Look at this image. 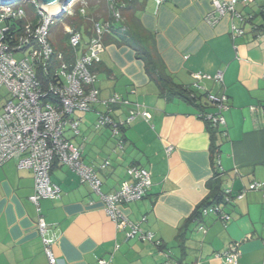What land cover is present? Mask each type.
I'll use <instances>...</instances> for the list:
<instances>
[{"label":"crops","instance_id":"1","mask_svg":"<svg viewBox=\"0 0 264 264\" xmlns=\"http://www.w3.org/2000/svg\"><path fill=\"white\" fill-rule=\"evenodd\" d=\"M135 2L136 17L154 35L160 59L177 84L192 86L196 73L223 74L228 110L223 114L226 125L213 127L220 146L217 168L211 162V133L204 116L215 109L204 94H219L222 88L204 79L194 102L166 99L135 51L113 38L93 68L101 102L76 114L80 133L68 131L66 138L80 148L83 162L95 168L106 195L132 181L130 168L150 172L145 197L119 210L154 239L127 238L129 229L117 228L103 200L71 169L55 163L50 176L61 198L42 200L39 208L58 264H264V195L253 191L238 198L251 183L264 182V0L238 5L247 20L245 35L235 39L230 16L214 27L204 21L212 0ZM5 94L3 107L9 99ZM114 95L128 104L106 107L103 102ZM144 112L150 117H143ZM99 113L118 123L131 113L135 118L114 137L111 127L97 128ZM214 181L221 191H231L232 205L226 208L231 220L224 223L215 215L192 220L212 194L209 184ZM34 183L32 170L20 169L17 160L0 167V264H49L38 229L40 216L30 200ZM232 245L240 253L236 261L217 257Z\"/></svg>","mask_w":264,"mask_h":264},{"label":"built area","instance_id":"2","mask_svg":"<svg viewBox=\"0 0 264 264\" xmlns=\"http://www.w3.org/2000/svg\"><path fill=\"white\" fill-rule=\"evenodd\" d=\"M73 1L70 0L59 11L49 13L40 9L38 0L0 2V89H5L9 95L0 115V167L17 160L20 169L32 170L35 183L30 200L40 216L39 204L42 200L61 198L60 188L51 181L50 173L54 164L67 166L103 200L105 211L117 228L129 229L127 238L137 237L153 242L151 232L143 231L140 224L130 222L119 210L121 205L140 201L145 197L151 186L150 172L135 166L130 168L128 173L132 181L124 182L118 192L106 195L102 192V181L95 168L83 162L80 148L66 138L68 131L74 136L80 133L81 120L76 114L89 112L93 105L101 102L93 68L101 63L105 37L112 33L111 22L94 20L89 41L83 44L80 30L65 25L64 35L68 36V43L73 51L69 57L63 52H56L53 46V27L66 18L75 17L77 11L82 16L87 15L89 0L79 2L70 9ZM167 1L156 0V3L161 5ZM254 1L212 0V10L206 14L204 21L214 27L222 18L230 16L232 38L244 36L242 26L247 19L238 12L237 7ZM112 15L116 22L121 19L118 11H113ZM20 53L25 55L17 59L16 55ZM193 78L194 84L186 88L191 99L198 98L197 93L203 89L200 82L204 79L213 80L222 88L219 94H204L206 101L215 109V113L204 112V116L212 127H224L226 122L223 114L228 110V96L223 89V74L211 77L196 73ZM103 103L106 107L128 104L118 95ZM261 111L264 114V106ZM142 116L150 117L146 112ZM134 118L135 113H131L125 121L118 123L110 115L99 113L96 126L111 127L115 137L119 135L120 128L130 124ZM172 149L169 147L168 153ZM253 191L264 195V182L251 183L239 193L238 198ZM232 200L231 191L225 190L224 203L206 208L202 217L215 215L228 223L231 216L226 208L232 205ZM38 229L49 264H58L52 251L53 240L47 237V225L41 216ZM200 231L204 232L205 228L200 227ZM217 257L234 262L240 257V253L237 245H232L227 251L217 254ZM99 264L108 263L100 261Z\"/></svg>","mask_w":264,"mask_h":264},{"label":"trees","instance_id":"3","mask_svg":"<svg viewBox=\"0 0 264 264\" xmlns=\"http://www.w3.org/2000/svg\"><path fill=\"white\" fill-rule=\"evenodd\" d=\"M135 1L136 0H115V2H112L110 0H102L100 1L101 4H99L101 6L96 7L97 9L99 8L98 10H94L95 8L89 4L86 16L80 15V12L77 11V15L75 16L76 18L73 20V26L76 30L81 31L85 25V33L88 37H90L91 27H89V25L91 24L92 26L94 20L96 21L97 19L103 18L105 21L111 22L112 33L105 37V44L113 41L112 39L115 38V43L126 44L132 48L136 53L137 59L143 61L150 81L158 85L160 95L162 97L170 100L180 97L187 99L190 102H194V99L190 100L186 87L177 84L173 77L167 73L166 68L156 50L154 35L150 31L144 29L140 20L136 17ZM110 4L112 5V9H109ZM113 11H118L121 14V19L118 22L113 20ZM20 24L21 23H19V25ZM54 30L52 34L55 32ZM119 30H124L125 32L119 34ZM116 35L119 36L115 37ZM57 38V35H55L56 40L60 39L58 40V43L62 44V47L59 49L57 47L58 45L56 46L55 44L57 42L53 40L54 50L56 52H63L66 57H69L73 50L69 46L68 36L63 35L62 38ZM64 41L67 42L65 46L63 45ZM208 125L212 141L210 149L211 162L213 167L216 169V160L218 159L220 146L218 143L217 130L211 127L212 125L210 123H208ZM209 188L212 190V194L208 200L196 208L192 220L200 221L203 218L202 213L206 208L224 203V191H221L218 188V181L211 182L209 184Z\"/></svg>","mask_w":264,"mask_h":264},{"label":"rangeland","instance_id":"4","mask_svg":"<svg viewBox=\"0 0 264 264\" xmlns=\"http://www.w3.org/2000/svg\"><path fill=\"white\" fill-rule=\"evenodd\" d=\"M82 1H84V0H74L73 2H72V4L70 5V9L74 6V5H76V4H78L79 2H82ZM100 1H102V0H89V4H90V6L92 5V7L93 8H95L94 10H96L97 8L96 7H99V6H101V5H99V4H101L100 3ZM99 9V8H98ZM97 9V10H98ZM30 11H31V9H29ZM76 17H73V18H66L63 22H60V23H57L54 27H53V30L55 31L54 32V39L53 40H55L57 43H55L56 44V46L59 48V49H61V47H62V44H60V43H58V40H60V39H58V38H62V36L64 35V31H63V27L65 26V25H71V26H73V20L75 19ZM74 27V26H73ZM85 25H84V27L81 29V31H80V33H81V35H82V38H83V44L84 43H86V42H88L89 41V38H88V36L86 35V33H85ZM89 27H91L92 28V26H91V24L89 25ZM123 33L125 32V31H122ZM55 35H57V39L58 40H56L55 39ZM65 36V35H64ZM67 44V42L66 41H64V43H63V45L65 46ZM57 48V49H58ZM25 54H23V53H20V54H17L16 55V58L17 59H21V58H23V56H24ZM5 89H3V90H0V114H1V110L3 111V108H1V106H2V103H3V99H5ZM3 107V106H2Z\"/></svg>","mask_w":264,"mask_h":264},{"label":"water","instance_id":"5","mask_svg":"<svg viewBox=\"0 0 264 264\" xmlns=\"http://www.w3.org/2000/svg\"><path fill=\"white\" fill-rule=\"evenodd\" d=\"M5 1L7 0H0L1 3H4ZM38 2L40 4V9L49 13L59 11L61 7L69 3L70 0H38Z\"/></svg>","mask_w":264,"mask_h":264}]
</instances>
